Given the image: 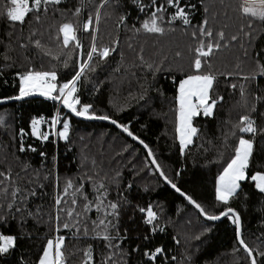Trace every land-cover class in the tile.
Segmentation results:
<instances>
[{
    "label": "trees",
    "instance_id": "trees-1",
    "mask_svg": "<svg viewBox=\"0 0 264 264\" xmlns=\"http://www.w3.org/2000/svg\"><path fill=\"white\" fill-rule=\"evenodd\" d=\"M176 2L189 24L168 0H61L29 13L23 23L12 22L9 0H0V101L19 94V77L29 71L55 72L59 86L88 64L77 84V107L91 105L92 113L127 127L149 147L168 180L206 213L221 217L233 208L242 239L257 264H264V193L250 179L264 173V21L244 15L242 0ZM153 12L162 34L143 27ZM88 19L93 28L84 31ZM65 23L77 28L82 47L63 45L59 30ZM93 43L98 51H113L106 59L94 53L88 61ZM201 43L205 50L213 45L210 56L200 57V73L215 77L209 102L216 106L210 116L193 119L197 132L183 151L176 134L178 87L196 74ZM243 116L255 122V135L240 131ZM0 120V234L17 238L15 248L0 254V264H38L47 241L56 237H64L65 264H85L89 250V264H251L232 216L205 219L165 183L146 150L115 126L79 119L38 95L0 105ZM33 120L42 121L47 140L32 134ZM65 122L67 139L55 135ZM240 137L254 141L249 179L223 204L216 199L217 180ZM68 181L73 187L65 195ZM97 197L103 199L100 210ZM109 202L118 205V215H105L112 212ZM149 207L157 215L151 225L141 211ZM157 248L163 252L149 259Z\"/></svg>",
    "mask_w": 264,
    "mask_h": 264
},
{
    "label": "snow or ice",
    "instance_id": "snow-or-ice-1",
    "mask_svg": "<svg viewBox=\"0 0 264 264\" xmlns=\"http://www.w3.org/2000/svg\"><path fill=\"white\" fill-rule=\"evenodd\" d=\"M107 0H105V3ZM10 7L7 8L6 15L12 22L23 23L26 16H28L31 12H39L42 6H46L49 4H59L61 0H9ZM169 4H172L177 9L176 15L179 16L184 24H189L190 21L188 19L187 14L185 13L184 8L179 7V4L176 0H168ZM141 10H143V5H140ZM47 11V8H44ZM157 12L164 11L163 8H157ZM241 12L244 15L251 16L253 18L264 21V0H242ZM80 14V10L77 9L76 15ZM176 16H173L175 19ZM38 20L39 17L37 16ZM98 19V14H97ZM205 26L207 25V21H204ZM143 27L146 31L151 33H163L164 29L160 27L157 23L156 12L152 13L151 21H145ZM93 28V20L88 19L84 25V31H90ZM62 33V42L65 47L69 46L71 43H75L77 48L82 47L80 44L79 38L77 36V28L72 23H65L61 26L60 30ZM203 35H207L209 37L212 36L211 31L202 32ZM195 35V33L193 34ZM221 39L224 37V33H219ZM236 37H233L235 39ZM37 46H39V42L37 41ZM216 48L219 45H215ZM213 50V45L209 44L207 46V50H205V45L203 43L200 44V47L196 49L198 53L197 58L194 59L193 66L196 70V74H192L187 76L179 83V95H178V113H179V141L182 147H186L188 144L192 142V137L196 134L197 129L193 127L192 120L193 117L199 116L201 111L204 116H210L213 112V109L216 106V101L212 100L209 103L210 91L213 87V83L215 77L211 74H203L200 73V69L202 67V61L200 57H208L211 55ZM113 51L107 47L103 48V50L97 49L95 43H93L90 52L87 54V60L91 61L93 59V54L96 53L99 55L101 59H106L110 52ZM88 64H83L78 72L73 76L71 80L62 85H57V75L55 72L49 71H29L26 74L20 75V87L19 94L9 99L12 100H22L26 97L30 96H41L46 97L51 100H59L64 107L69 109V111L75 114L78 117H83L88 120H110V117L92 113L91 105H82L80 108L77 106L80 105V99L76 96L78 91L77 84L81 80V77L84 75L85 69L88 68ZM261 75H264V66L261 67ZM232 87H235L233 85ZM2 102V101H0ZM60 122V118L52 120V125L55 126ZM2 123V120H0ZM42 123L41 120H33L32 121V134L38 137H42L44 140L48 139L47 133H41L39 129V125ZM112 124L117 125V127H123L117 123L115 120H111ZM255 122L249 116H243L241 119L240 131L244 133H251L253 135L256 134L257 129L254 126ZM123 130L128 133L129 136H132L133 139H138L133 135L132 132L129 131L127 127H123ZM69 132V124L63 123V131L60 132V136L64 139L68 138ZM143 144V141H140ZM144 147L148 146L144 144ZM254 149V141L253 139H245L240 137L238 140V145L235 149V155L227 164V166L223 169L222 174L219 176L218 185L216 188V199L223 204H228L230 198L237 192V189L240 187L241 181H246L249 179L247 174V169L249 167L250 158L252 157ZM23 150V149H21ZM149 155H152L151 150H149ZM152 163L156 165L157 169L160 168L159 164L156 163V160L153 158ZM3 175V173H0ZM160 175L164 176L163 171H160ZM165 180L168 178L164 176ZM250 179L255 182V187L261 192L264 193V173L257 172L253 174ZM176 191L180 192V189L176 187L174 183L170 180L168 181ZM72 182L68 181L65 188V195L68 193V189L72 188ZM104 187L103 184L98 186L97 191ZM80 191V189H77ZM83 195V193L81 192ZM181 195H185L183 192H180ZM106 195V193H105ZM192 204L195 205L200 212L206 216L208 220H219L220 215H211L205 212L204 208L193 200L190 196L186 197ZM87 200V196L84 197ZM100 199V204L97 205V209L103 206V199L101 197H97ZM57 204L61 203V198H57ZM73 204L76 203V200L73 199ZM91 207L90 204L86 205V209ZM108 207L112 209L111 213H105V215H118L116 209L118 205L116 203L109 202ZM142 212L146 211V223L153 224L156 220V213L149 207L148 209H141ZM231 213L233 223L239 224L240 217L238 213L231 207H229L226 211L222 213L223 216H228ZM69 216L72 215L71 211L68 213ZM59 219V217H57ZM79 221H77L78 223ZM99 223L107 227L104 220H100ZM110 223V222H109ZM63 228L68 229L70 225L68 223H64ZM59 231V228L57 229ZM87 230L85 229V232ZM105 240H110L111 237L104 236ZM16 237L11 235H2L0 234V254H7L10 249L16 247ZM239 243L244 246L245 250L248 252L249 257H251V264H257V260L255 256H253V250L248 248L243 239L239 240ZM64 246V237H56L55 239H50L47 241L46 248L43 251L42 258L39 259L38 264H65L64 260V252L62 251ZM163 252L162 248H157L154 253L148 254L149 259L155 260L156 256ZM88 256V261H85V264H89L91 261V250L86 253ZM264 255V253H261Z\"/></svg>",
    "mask_w": 264,
    "mask_h": 264
},
{
    "label": "water",
    "instance_id": "water-1",
    "mask_svg": "<svg viewBox=\"0 0 264 264\" xmlns=\"http://www.w3.org/2000/svg\"><path fill=\"white\" fill-rule=\"evenodd\" d=\"M30 97H32V96H30ZM30 97H26V98H24V99H22V100H26V99H28V98H30ZM14 101H19V100H12V99H10V100H6V101H2V102H0V105H3V104H6V103H9V102H14ZM54 101H56L58 104H59V107L60 106H64L59 100H54ZM66 108V107H65ZM67 109V108H66ZM68 111H69V109H67ZM70 112V111H69ZM71 113V112H70ZM73 114V113H72ZM74 116H76L75 114H73ZM77 118H79V119H82V120H87V121H98V122H103V123H107V124H111V125H113V126H115L117 129H119L120 131H122L124 134H126L128 137H130L133 141H135L137 144H139L141 147H143L145 150H146V152H147V154H148V156H149V159H150V161H151V163H152V160H153V158H154V156H153V154L152 155H149V147H147V148H145L144 147V143L143 144H141L140 143V141L141 140H139V139H133V137L132 136H129L128 135V133L127 132H125L124 130H123V127H117V125H115V124H112L111 123V119L110 120H88V119H85V118H83V117H78V116H76ZM119 124V123H118ZM120 125V124H119ZM122 126V125H121ZM152 153V152H151ZM155 159V158H154ZM157 163V162H156ZM153 164V163H152ZM153 166L155 167V169L157 170V172H158V174L160 175V171H162V169L161 168H159V169H157V167H156V165L155 164H153ZM165 176V175H164ZM164 176H161L160 175V177L165 181V183L166 184H168L169 186H171V184L168 182L169 180L167 179V180H165V178H164ZM172 187V186H171ZM173 188V187H172ZM175 191H176V189L175 188H173ZM178 194H180V192H178V191H176ZM181 195V194H180ZM181 196H183L191 205H193L194 207H195V205L194 204H192L186 197H188V196H186V195H181ZM196 208V207H195ZM197 209V208H196ZM198 211H199V213L205 218V219H207L206 218V216L205 215H203L201 212H200V210L199 209H197ZM229 215H231V213H229ZM222 217H224L223 215L221 216V218ZM220 218V219H221ZM219 219V220H220ZM219 220H214V221H219ZM213 221V220H212ZM241 225H242V223H241V219L239 220V224H238V228H239V240L240 239H242V237H241ZM241 245V244H240ZM241 247L245 250V248H244V246L243 245H241ZM246 251V250H245ZM247 252V251H246ZM248 253V252H247ZM254 256V255H253ZM251 258V257H250Z\"/></svg>",
    "mask_w": 264,
    "mask_h": 264
},
{
    "label": "rangeland",
    "instance_id": "rangeland-1",
    "mask_svg": "<svg viewBox=\"0 0 264 264\" xmlns=\"http://www.w3.org/2000/svg\"><path fill=\"white\" fill-rule=\"evenodd\" d=\"M178 89H179V87H178ZM178 95H179V91H178V94H177V106H178V108H179V105H178ZM210 103V102H209ZM214 110V109H213ZM201 113H203L202 111H201ZM213 113V112H212ZM195 117H193V119H194ZM192 124H193V120H192ZM178 126H179V113H177V118H176V134H177V139H178V141H179V133H178V131H177V129H178ZM193 127H194V125H193ZM39 129H40V125H39ZM60 129V127H57L56 129H55V135H57L58 137L60 136V132H62L63 131V129L62 130H59ZM194 137V136H193ZM193 137H192V140H193ZM179 143H180V141H179ZM192 143V142H191ZM190 143V144H191ZM190 144H188L186 147H182L181 146V149L184 151ZM181 145V144H180ZM218 180H219V177H218ZM218 180H217V185H218Z\"/></svg>",
    "mask_w": 264,
    "mask_h": 264
}]
</instances>
